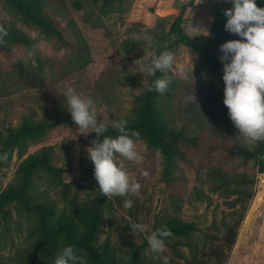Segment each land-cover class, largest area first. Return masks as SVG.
<instances>
[{
    "label": "rangeland",
    "instance_id": "rangeland-1",
    "mask_svg": "<svg viewBox=\"0 0 264 264\" xmlns=\"http://www.w3.org/2000/svg\"><path fill=\"white\" fill-rule=\"evenodd\" d=\"M73 1L45 0L48 12L62 27L68 26L70 18L77 22L92 57L84 66L70 49L58 47L0 0V15L33 37L29 49L17 46L8 52L0 48V132L6 135L10 126H19L33 110L36 118L66 112L61 93L67 85L91 97L98 120L110 126L131 114L151 83L153 75L135 68L133 61L171 51L173 68L158 76L167 75L171 80L161 104L171 124L201 135L200 144L184 147L185 160L170 162L144 140L134 139L143 161L126 162V166L141 188L137 194L107 198L103 214L110 218L102 217L97 243L109 240L116 252L126 254L145 242L142 256L153 264H164L163 256L168 257V264L193 260L217 264L208 254L210 249L219 246L227 251L228 229L240 220L236 243L223 264H264V172L258 159L230 155L224 148L233 143L254 148L264 141L245 143L238 136L223 103V70L213 68L170 33V25L187 4L185 31L207 43L221 0H124L112 4L81 0L80 8ZM260 2L264 7V0ZM234 39L241 38L236 35ZM228 40L215 39L213 45L219 48ZM38 60L46 63L44 68H39ZM193 94L196 102L188 99ZM79 131L75 123L59 125L41 141L29 142L23 155L17 147L9 158L0 157V192L19 183L20 165L29 153L48 147L54 164L64 172L56 176L38 169L32 182L33 198L56 203L58 218L69 213L71 200L85 203L94 197L99 185L87 158L91 145L83 143L88 134ZM127 199L133 201L131 207L124 206ZM170 219L194 222L195 229L190 235L164 240V252L154 253L147 237L154 225ZM130 222L143 224L144 231L133 232ZM38 224L37 213L17 202L0 212V264H40L45 251L36 246ZM82 256L87 264L85 254Z\"/></svg>",
    "mask_w": 264,
    "mask_h": 264
},
{
    "label": "trees",
    "instance_id": "trees-1",
    "mask_svg": "<svg viewBox=\"0 0 264 264\" xmlns=\"http://www.w3.org/2000/svg\"><path fill=\"white\" fill-rule=\"evenodd\" d=\"M4 5L14 14L21 17L27 24L42 32L47 38H51L58 45L70 49L76 55L79 65L84 66L91 61V52L85 38L81 35L77 22L70 18L67 27H62L56 18L47 10L45 0H2ZM98 1V0H93ZM106 4L114 1L124 2V0H103ZM74 4L80 8L81 0H74ZM257 5L262 7L260 0H256ZM231 3L221 0L216 11L214 24L211 30L210 40L201 43L187 33L183 27L187 4H184L170 25V33L186 46L193 49L203 59L207 60L213 68L223 70L220 60V52L213 41L219 38L234 39L237 34H233L225 29L227 17L224 10L231 8ZM0 24H3L8 35L5 43L0 48L11 52L14 47L24 49L31 48L33 37L17 26L14 22L6 21L0 15ZM69 30H68V29ZM51 62L52 58L47 57ZM39 68L45 67V62L38 60ZM161 72L152 76L151 83L146 93L139 97L131 114L124 116L127 120L129 135L132 131H138L139 136L134 139L144 140L152 149L160 151L168 160L177 162L185 160L186 152L184 147L197 146L200 144L201 135L192 133L185 127L177 128L171 124L167 109L162 106L163 98L161 94L154 90V81ZM153 90H149V89ZM75 123L68 111L51 115L45 113L41 118L35 117V111L28 113L17 127H9L8 133L3 135L0 132V157L9 158L15 148H20V154L26 153L29 142H39L47 132L59 125ZM119 133L111 127L103 135L117 136ZM101 136V139L103 138ZM96 137V133H89L83 138V143L91 145V141ZM227 153L238 155L241 158H256L259 161L260 169L264 172V143L257 147H250L246 144L233 143L224 145ZM177 165V163H175ZM94 169V165L90 166ZM38 169L62 176L64 169L54 164L52 152L48 147H43L39 151L29 153L20 165L21 178L18 184L10 185L0 192V212H5L6 207L17 202L25 209L36 212L39 216V237L36 246L39 250L45 251V257L40 264H53L55 255L64 245H74L78 255L85 254L87 264H153L142 256L145 242L134 247L128 253L116 252L109 240L100 244L97 243L98 234L101 231V220L104 205L107 197L99 191L95 196L82 203L76 199L70 201L69 213L63 212L58 218L57 205L50 201H38L33 198L31 192L34 174ZM240 220L228 229L224 244L227 251L231 250L237 240V227ZM159 227H167L173 233L169 238L190 235L195 229L194 222L179 219H170L161 224L154 225L153 230ZM227 251L216 246L209 251V255L217 260V264H223L227 258ZM189 264H209L204 260H193Z\"/></svg>",
    "mask_w": 264,
    "mask_h": 264
},
{
    "label": "clouds",
    "instance_id": "clouds-1",
    "mask_svg": "<svg viewBox=\"0 0 264 264\" xmlns=\"http://www.w3.org/2000/svg\"><path fill=\"white\" fill-rule=\"evenodd\" d=\"M224 2L232 4L231 8L224 10L227 17L225 29L241 39H231L219 46L223 64V103L227 106L234 127L238 129V136L245 143L264 141V7L258 6L256 0ZM7 35V28L0 24V45L5 43ZM133 64L135 68L146 71L149 75L154 76L158 71L166 74L174 66V54L165 50L150 60H146L144 56L136 58ZM170 83L167 75L158 77L154 81V90L164 95L168 92ZM61 94L79 132L96 133L91 146L87 147V158L94 165V177L98 182L99 192L107 198L137 194L141 184L129 171L126 162L143 161L134 140L139 132L132 131L129 135L128 122L124 118L111 122L110 126L102 119L98 120L94 100L76 91L71 85H67ZM188 99L196 102L194 94ZM110 127L119 134L115 137L103 135ZM143 174L147 175V171ZM132 204L131 199L124 201L125 207H131ZM102 217L110 218L106 212ZM129 225L133 232L144 231L143 224L130 222ZM172 235L167 227L153 230L147 237L151 250L154 253H163L164 238ZM161 258L164 264H168L167 256ZM53 264H84V257L77 254L74 245L68 244L60 248Z\"/></svg>",
    "mask_w": 264,
    "mask_h": 264
}]
</instances>
